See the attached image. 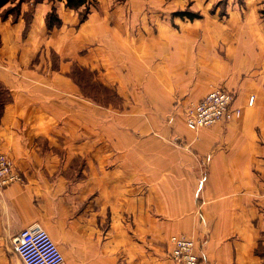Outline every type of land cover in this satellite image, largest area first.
<instances>
[{
	"label": "crops",
	"instance_id": "obj_1",
	"mask_svg": "<svg viewBox=\"0 0 264 264\" xmlns=\"http://www.w3.org/2000/svg\"><path fill=\"white\" fill-rule=\"evenodd\" d=\"M93 8L86 36L119 46ZM234 10L226 21L201 9L200 18L165 21L159 39L137 47L146 60L161 57L144 93L164 100V119L216 86L241 108L197 131L159 133L138 127L159 116L137 112L153 106L149 98L106 114L68 65L29 66L36 46L22 35L24 19L0 15V83L12 98L0 109V151L22 177L0 185V264H24L12 239L33 223L57 243L62 264H174L172 234L199 244L200 264H263L255 248L264 236V33ZM39 11L37 2L31 25L46 27Z\"/></svg>",
	"mask_w": 264,
	"mask_h": 264
},
{
	"label": "rangeland",
	"instance_id": "obj_2",
	"mask_svg": "<svg viewBox=\"0 0 264 264\" xmlns=\"http://www.w3.org/2000/svg\"><path fill=\"white\" fill-rule=\"evenodd\" d=\"M37 2L42 17L53 6L61 19V25L50 30L44 26L39 28L34 24L32 26ZM188 2L189 0H96L92 9L93 14L102 19L107 16L110 31L116 30L118 33L116 36L120 45L113 49L107 37L89 36L88 38L86 36L90 33V15L82 24L83 22L79 21L78 13L74 9L66 7L64 3L57 0H7L0 7V15L5 16L9 12L13 18L21 14L24 19L22 35L27 37L28 34H32L31 39L33 45L36 46V52L29 61V66L37 65L41 69L46 65L51 70H57L60 65H68V71L72 68L76 79L87 81L91 85L88 89L98 95L102 89L93 83L101 81L109 87H114L122 97L123 104L121 108L106 107L108 109L106 114L134 112L135 108L131 109L129 106L131 102L135 103L137 99V103L141 104L145 100L149 102L147 99L149 98L153 106L142 104L141 107H137V112L157 113L159 116L153 122L138 121V127L144 128V125H147L146 129L156 133L164 132V128L177 132L182 126L185 127L183 121L185 107L197 98L183 101L179 110L173 106L167 114L168 121L167 117L164 119V112H162L164 100L160 97L146 96L144 93L145 73L150 71L151 67L161 60V57L159 52H156V55L146 60L143 50L137 47L140 44L144 45L145 39H159V36L164 34V22H170L173 18L178 21V16H173L172 13L186 8ZM192 4L191 0L190 9L199 11L201 9L206 15L216 16L223 21H226L231 11L237 13L238 11L234 10L237 8L241 11V15L256 21L264 33V15L261 13L264 9V0H196V3ZM112 14L115 17L114 20ZM97 24L93 22L92 26L95 27ZM82 30H84L83 36L81 35ZM158 44L155 48L160 46L159 42ZM220 47L221 45L218 46ZM129 50L137 52L134 54ZM218 50L224 53V43ZM90 70H94L95 73H90ZM153 136L156 135L153 134ZM259 250L263 252L262 244Z\"/></svg>",
	"mask_w": 264,
	"mask_h": 264
},
{
	"label": "built area",
	"instance_id": "obj_3",
	"mask_svg": "<svg viewBox=\"0 0 264 264\" xmlns=\"http://www.w3.org/2000/svg\"><path fill=\"white\" fill-rule=\"evenodd\" d=\"M253 95L248 97L251 104ZM241 108L234 105V93L222 86L212 87L184 109V123L192 131L238 117ZM11 159L0 151V185L21 181ZM169 257L174 264H200L199 244L184 234L169 236ZM13 249L24 264H62L63 254L50 234L39 224L22 228L12 239Z\"/></svg>",
	"mask_w": 264,
	"mask_h": 264
},
{
	"label": "trees",
	"instance_id": "obj_4",
	"mask_svg": "<svg viewBox=\"0 0 264 264\" xmlns=\"http://www.w3.org/2000/svg\"><path fill=\"white\" fill-rule=\"evenodd\" d=\"M7 0H0V7L6 3ZM53 1V0H48ZM65 6L74 9L78 13L79 21H84L89 12L91 11V8L95 6L96 0H64ZM191 4V0L187 3V7L183 9H178L172 13L173 16H178L180 18H187L189 20H192L194 18H200L202 17V14L198 10L190 9L189 6ZM261 13L264 15V9H262ZM44 23L48 30L52 29L53 27H58L61 25V19L58 17L56 11L54 10V7L52 6L49 8L44 15ZM88 70V69H87ZM90 73H95L94 70H90ZM68 76L71 77L72 81L77 85L80 93L84 96L89 98L91 101H93L96 104H99L104 107L113 106L117 108H121L123 104L122 97L117 93L116 89L114 87H109L105 85L101 81H97L94 84L98 85L102 92L98 95L96 93H93L92 90L88 89L91 85L87 83V81H83L82 79H76V76L72 72V68L70 71H68ZM0 109L2 108V105L5 102L11 101V95L6 92L2 84L0 83ZM8 93V94H7ZM3 95L5 97H3ZM3 97V98H2ZM264 236H261L258 240L257 247L255 248V252L260 255V257L263 259L264 264V250L261 252L259 250V247L262 244V247L264 248L263 238Z\"/></svg>",
	"mask_w": 264,
	"mask_h": 264
}]
</instances>
